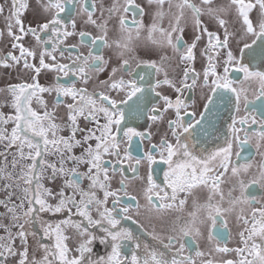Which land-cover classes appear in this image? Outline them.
<instances>
[{"label": "snow or ice", "instance_id": "6c2138e0", "mask_svg": "<svg viewBox=\"0 0 264 264\" xmlns=\"http://www.w3.org/2000/svg\"><path fill=\"white\" fill-rule=\"evenodd\" d=\"M75 0H47L43 5L44 11L49 14L43 22L37 21L35 25L29 23L25 26L23 15L28 9L27 0H10L8 15L4 16L5 8L0 4V17L5 20V30L10 38V47L6 55L0 56V67L11 70H18L20 73L28 75V80H22L16 83H9L6 87L0 88V93L8 94L6 106L10 107L12 114L5 115L0 112V147L4 151L0 152V181H5L3 187L7 191L5 199L0 200V206L5 208L4 213H0V264H188L191 261L190 256H183L185 243L181 242L179 249L172 251L171 258L164 251H158L150 247L147 243L143 244L145 256L141 259L138 250L141 248L138 237L133 232L124 227H120L121 220H131L128 215L134 207L133 204L126 203L121 205L122 197L118 193H123L129 200L136 201V208H139L137 195H130L127 191L123 166L124 159L134 160L135 163L130 166L128 171L135 172L142 161L148 166V175L146 183L141 179L142 187L138 195L152 206L159 210L176 208L177 211H183L187 199L192 197L193 211L188 216H177L173 221L171 232L176 235H169L167 243L155 235L153 239L162 244L164 249H172L177 239L183 241L185 236H197L199 230L193 225L197 222L198 213L201 209L207 211V216L215 225L217 221H222L226 213H233L237 206L243 204L259 203L254 197L245 195V189L249 184L259 183L264 187V161L259 165L258 177L249 180L247 183L240 179L241 172H247L250 165H235L230 161L232 140L225 139V146L217 147L205 156H199L195 152V140L193 133L198 129L207 136L208 127L211 126L209 117L212 115L214 107V96L208 95L207 102L204 104V111L199 113V119L196 114L182 111L188 107L181 99L185 89L193 88L196 85L198 73L194 68L188 67V62L194 61V49L196 43L201 39V35L208 36V44L202 50V53L208 59V65L203 70V82L208 84L211 79V92L217 93L221 90L231 91L236 94V106L239 107L240 96L236 88L231 87V81L228 79V73L231 71L229 65H239V71L243 72L245 79L251 81L258 80L260 84V96L264 97V71H251L247 65H244L240 59L234 56L229 48V33L225 28L223 40L220 37L208 31L202 26L200 19L204 14V9L193 3V0H178L175 4L177 12L174 22L170 24L171 31L160 28L157 20L164 16L162 6L168 3L172 6V0H149L161 6V10L154 15V22L149 27V34L159 31L162 36H166V43L179 54L180 62L184 63L183 79L180 85L167 78V72L164 70V62L168 57L162 56L160 64L155 61H141L150 70L149 73H140L138 79L123 78L116 80L115 74L118 69L113 68L111 82L100 81L99 87H107L116 92H123V99H113L105 91H98L93 88L89 91L87 87L75 86L76 81L70 84L60 83V75L64 77H77L83 84H87L90 77L89 72H102L106 61L101 55H94L92 46L97 41L107 44L106 23L98 25L104 35L91 38L89 53L87 56L77 55L69 64L57 62L55 53L60 51L63 58V51L60 45L63 39L73 35V32L67 30L68 25L63 24L60 14L65 12L66 5L74 3ZM212 0H201L204 5L210 4ZM81 11L87 13V23L96 25L93 19V12L84 6L83 0H80ZM230 7L235 8L236 15L241 24V30L235 33L241 37H254L251 44L244 43L239 49L241 53L245 50H253V45L257 40L264 42V0H229ZM132 13V19L129 22L126 16L119 15V29L125 35V40L132 39V32L135 29L137 35L139 29L143 26L142 22L136 19L137 14L143 15L142 10L137 12L138 5L133 0H125L121 5L119 0H113L111 7L107 9L109 18L120 12ZM259 9V16L256 22L251 19L250 13L253 9ZM92 9H95L93 2ZM185 10L192 14V21L196 30V35L190 45H185L181 52L180 41L184 29L180 26L184 18ZM207 14L214 16L218 24L224 27L226 22L217 12L225 9L207 8ZM75 28V21L70 25ZM0 30V37H3L4 31ZM176 43H173V35ZM32 35L40 48L37 60V52L33 48L26 47L23 43V37ZM82 38L86 34H79ZM163 44L164 41H153ZM117 47L127 49L125 43L121 45L116 42ZM215 49H224L225 52H215ZM18 50L19 55L15 52ZM122 55V53H121ZM220 55H224L223 74L217 71V65L213 63ZM51 61V62H48ZM129 69V74L134 72L127 59L122 60L120 71ZM52 71L57 73L55 82L49 86H42L38 77L42 71ZM151 70L159 74L164 72L163 80L157 79L155 83H149L148 89L144 87L146 75H151ZM191 77V84L187 81ZM30 81V82H29ZM161 84L169 85L175 88L177 96L175 102L168 96H161L164 101L163 111L175 108V119L168 121V129L171 136L175 138V143L170 142L166 136L161 138L160 144H153L149 150L140 158L132 157L129 148H124V157L120 156L122 121L125 120L126 110L124 105L128 106L127 114L135 111L137 114H143L147 107L146 91H155ZM55 92V100L50 110L47 102L43 98L44 93ZM160 96L159 93H156ZM66 100L71 102L65 103ZM33 103L37 108L33 107ZM63 105L66 109L65 117L57 122L56 108ZM143 105V107H142ZM247 106V98H245ZM4 106V105H0ZM40 109V110H38ZM163 111L157 106L148 109L150 115L148 119L153 123L162 120ZM191 115V122H188V116ZM85 121L84 127L80 126V121ZM101 120L104 122L101 123ZM248 122L245 117L240 121L241 124ZM256 123L255 118L251 121ZM236 118L233 117L232 124L229 126L230 132L236 134L239 129L235 127ZM260 123L264 125V120ZM11 125L10 132L8 126ZM115 129V131L113 130ZM67 131L68 135H61ZM264 136V132L261 133ZM79 137V138H78ZM133 137L151 139L150 133L137 131L134 128H124L123 138L125 142L131 143ZM94 141V144L92 143ZM191 141V142H190ZM237 146L240 141L236 137ZM10 162L12 171H9V161L7 156L12 149ZM75 148H80L81 153L76 155ZM154 153H159L161 160L167 165L164 171L163 184H157L153 179L152 165L155 163ZM105 156L115 157V160H105ZM55 157V160L49 159ZM24 163H21V162ZM72 167L69 168L68 165ZM80 165H86L87 171L81 173L78 171ZM109 166L112 174L115 175L119 169V174L123 177L120 181V188L113 191L110 189ZM19 167L17 173L15 169ZM231 167V174L236 177V182L232 184L228 192V207H223L225 202L224 193L221 188L223 177ZM223 169V171H219ZM87 178L89 181L88 189L81 187L80 181ZM55 182L57 179L63 181L59 191H53L44 186V180ZM239 188L240 195L233 196L232 192ZM15 188V190H13ZM203 188L207 190V201L199 203L196 197V190ZM70 190V191H69ZM17 191L21 193L17 195ZM98 191L103 192V199L97 195ZM13 196L19 203L13 200ZM183 196L184 198H181ZM220 199L217 202L216 197ZM79 197V199H77ZM112 197V207L107 206L108 198ZM52 201H55L53 203ZM158 201H168L156 203ZM178 202V203H177ZM95 212L99 218H93L92 212ZM74 210V211H73ZM44 213L64 214L67 217L56 222L43 219ZM73 216H79L80 220H74ZM7 217L9 223L3 222ZM238 223L242 224V230L239 232L241 246L236 248L219 247L214 251L228 254L235 253V259L220 261V264H264V205L259 208H251L248 214H244L241 209L236 215ZM86 222V223H85ZM203 223V221H200ZM33 225H39L40 233L33 230ZM222 227L226 228V223L222 222ZM71 228L75 230L78 238L76 247L70 248L67 241L70 239L65 234V230ZM15 229V231H13ZM96 229H100L101 235L96 234ZM42 234V236H41ZM149 235H152L149 233ZM29 236L37 238V246L30 249L28 244ZM213 238L212 228H209V240ZM47 239L49 243L42 242ZM98 241L101 245H111V251L106 256H94L93 244ZM125 241L132 243L131 257L122 255V248ZM204 253L197 252V256H203ZM206 264H213L209 259Z\"/></svg>", "mask_w": 264, "mask_h": 264}, {"label": "flooded vegetation", "instance_id": "af4514ba", "mask_svg": "<svg viewBox=\"0 0 264 264\" xmlns=\"http://www.w3.org/2000/svg\"><path fill=\"white\" fill-rule=\"evenodd\" d=\"M47 0H27L28 9L23 15V21L25 26L29 23L35 25L37 21L43 22L44 19L50 18L49 14L44 11L43 5ZM93 2L95 3V9H92ZM125 0H119V3L123 5ZM178 0H172V6L168 3H164L162 10L164 16L157 20L156 23L160 28L171 31L170 24L174 22L175 14L177 9L175 4ZM247 2V0H246ZM254 2V0H253ZM135 5H138L139 8L137 12L142 10L143 15L137 14L136 19L142 22V27L139 29V34L135 29L132 32V39L130 41L125 40V35L119 29V15L123 14L126 16V19L130 22L132 19V13H123V8L121 7L120 12L114 14L109 18L107 9L112 6L113 0H83L84 6H86L89 11L93 12V19L96 21V25L87 23V13L81 11L80 0H75L74 3H69L66 5L65 12L60 14L63 24L68 25L67 30L73 32L74 34L63 39V43L60 45V50L63 51V58L60 56V51L55 53L57 62L61 64L71 63L77 55L87 56L89 53V45L91 44V38L104 35L105 33L100 30L98 25H103L106 23V35H107V44H103L100 41H97V44L92 46L94 55L103 56L106 61V65L102 72H89L90 77L88 83L83 84L77 77H64L60 75V83L70 84L73 80L76 81L75 86L87 87L89 91H92L93 88H96L98 91H105L106 94H109L113 99H123V92H116L108 89L107 87H99L100 81H109L111 82L112 69H118L115 74V79L119 80L121 78L128 79H138L140 73H149L147 66L141 61H155L158 65L160 64V58L166 56L169 60L164 62V70L167 72V78L176 82V85L179 86L181 80L183 79V70L184 63L180 62L179 54L175 50L168 46L166 43V36H162L159 31L152 32L151 37L149 34V27L154 22V15L157 11L161 10V6L155 3H150L149 0H133ZM193 3L197 6L204 9V14L201 15L200 19L202 21V26L206 27L208 31L217 34L221 40L224 38L225 28L227 29L229 35V48L233 52L234 56L241 60L244 65H247L251 71H264V42L257 40V44L253 45V50H245L244 53H241L239 49L243 47L244 43L251 44V40L254 37H241L235 33L241 30V24L236 15L235 8L230 7L229 0H212L210 4L204 5L201 3V0H193ZM0 4L4 5L5 12L4 16L8 15V7L10 0H0ZM220 9L223 8L225 11L217 12L220 18L225 20L226 24L224 27H221L214 16L207 14V8ZM251 19L253 22L258 20L259 9L255 8L250 13ZM75 21V28H72L71 22ZM180 26L184 29L182 39L180 41L181 52L184 51L185 45H190L196 33V30L192 21V14L189 10H185L184 18L180 22ZM5 20L3 17H0V30H5ZM81 32H84L89 35H85L83 38L79 35ZM180 33L173 35V43H176L175 36ZM119 41L121 45L127 43L128 47H117L116 42ZM153 41H164L163 44L154 43ZM22 43L29 48H33L38 54L40 51L39 46L37 45L34 37L32 35H27L23 37ZM208 44V36L201 35V39L196 43L194 49L195 60L188 62V67L194 68L195 72L199 75L197 76L196 85L193 88L185 89L181 95V99L185 101L188 105L186 111L189 114L195 113L196 119H199V113L204 111V104L207 102V96H214V107L212 108V115L209 117L211 120V126L208 127V135L205 136L203 131L197 130L193 133L195 140V152L199 156H205L217 147L225 146V139L229 138L232 140V149L230 155V161L235 165H250L247 172H241L240 179H243L246 183L249 180H252L259 175V165L264 161V136H261V133L264 132V125L260 123L261 120H264V97L260 96V84L258 80L247 81L243 72L239 71V65H229L231 71L227 74L229 81H231V87L236 88L239 93V107L236 106V94L231 91L221 90L217 93L211 92V77L207 85L203 82V70L208 65L207 57L202 53V50ZM9 51H13L10 47V38L7 36L6 30L4 31L3 37H0V56L6 55ZM215 52H225L224 49H215ZM122 53V55H121ZM16 55H19L18 50L15 52ZM127 59L131 69L134 70L132 75L129 74V69L125 68L123 71H120V64L122 60ZM225 59L224 55H220L217 59L213 60V63L217 65V71L220 74H223V60ZM51 62V61H48ZM152 74L145 76L144 87L147 90L149 83H155L157 79L163 80L165 78L164 72L159 74L155 73L154 70H151ZM57 73L52 71H42L38 77L39 83L42 86H49L55 82V77ZM22 80H28V75L20 73L18 70L14 71L7 68L0 67V88L6 87L9 83H16ZM30 82V81H29ZM191 84V77L187 81ZM156 93H159L160 96H157ZM180 93L175 91V88L161 84L158 86L155 91H146V103L147 107L144 108L143 114H137L133 111L131 114H127L128 106L124 105L123 107L126 110L125 120L122 123V129L120 131L121 136V145H120V156L124 157V148H129L131 151L132 157L140 158L146 153L150 146L153 144L159 145L161 138L165 137L172 143H175V138L171 136V133L168 129V121L175 119V108H172L168 111H163L164 101L160 98L161 96H168L173 103L175 102L177 96ZM55 92L44 93L43 98L47 102L49 109L53 107L55 100ZM245 98H247V106L245 105ZM9 97L7 93H0V112H3L6 116L12 114L13 110L6 106V102ZM71 102L66 100L65 103ZM157 106L163 111V118L160 121L153 123L148 119L150 113L148 109ZM33 107L37 108V105L33 103ZM143 107V105H142ZM40 110V109H38ZM66 109L63 105H59L56 108L57 122H60V118L65 117ZM233 117L236 118L237 123L235 127L239 129V132L232 134L230 132L229 126L232 124ZM245 117L248 118V122L241 124L240 121ZM255 118L256 123L253 124L252 118ZM188 122H191V115L188 116ZM104 121L101 120V123ZM85 121H80V126L84 127ZM124 128H134L137 131L150 133L151 139H141L140 137H133L131 143L125 142L123 138V129ZM11 125L8 126L10 132ZM115 131V129H113ZM61 135H68L67 131L62 132ZM238 136L240 144L237 146L236 137ZM79 138V137H78ZM191 142V141H190ZM94 144V141L92 142ZM4 151L3 147H0V152ZM16 149L13 148L9 152L7 159L9 161V171L11 169V160L12 153ZM74 153L79 155L81 153L80 148H75ZM155 163L152 165L153 179L157 184H163L164 180V171L167 170V165L163 163L160 158L159 153H154ZM49 159L55 160V157H50ZM105 160H115V157L105 156ZM0 160H3V157H0ZM21 163H24L23 161ZM135 163L134 160L124 159L123 166L125 169V175L128 179L125 180L127 185V191L130 195H137V200L139 203V208L135 207L136 201H131L127 196H124L123 193H118L122 197L121 205L130 203L134 207L130 210L128 215L132 216L131 220L123 219L121 220L120 227L130 229L133 234L138 237L141 244V248L138 250V255L141 259L145 256L143 249V244L147 243L150 247L156 248L158 251H164L168 255V258H171L172 251L179 249L180 243H185V249L182 253L183 256H190L192 259L188 264H206V261L211 259L213 264H220V261L227 259H235V253H218L214 249L219 247H228L236 248L241 246L239 232L242 230V224L237 222L236 215L240 212L241 209L244 210V214H248L251 208H259L264 205V187H261L259 183L249 184L248 188L245 189V195L248 197H254L259 203L253 204H239L237 209L233 213H226L223 216L222 221H217L215 225L212 224L211 220L207 216V211L201 209L198 213L197 222L193 225L194 228L199 230V235L185 236L183 241L177 239L175 244L172 246V249H164L163 245L158 243L153 239V235L161 238L166 244L167 237L169 235H176L171 232L170 229L173 227V221L177 216L187 217L188 213L193 211L192 208V197L190 196L187 199L186 204L184 205L183 211H177L176 208L172 209H163L157 210L152 208L143 196L138 195L142 182L140 178H143V181L146 183L148 175V166L145 161H142L137 167L135 172V178H133V172L128 171L130 166ZM69 168L72 167L71 164L68 165ZM19 172V167L15 169ZM78 171L85 173L87 171L86 165H80ZM223 171V169H219ZM109 176L112 177L110 180V189L115 191L120 188V181L123 177L119 174V169L115 175L112 174L111 166H109ZM236 177H233L231 174V167H229L227 173L223 177V183L221 184L222 191L224 193L225 202L223 207L227 208V199L228 192L232 187V184L236 182ZM5 181H0V200L5 199L7 196V191L4 189L3 185ZM45 187L52 189L53 191H59V187L62 185L63 181L57 179L55 182H49L44 180L42 182ZM81 187L85 190L88 189L89 181L87 178H84L80 181ZM15 190V188H13ZM70 191V190H69ZM17 191V195H20ZM97 195L100 199H103V192L98 191ZM207 190L199 188L196 190V197L199 203H205L207 201ZM233 196H239V188L232 192ZM181 198H184L181 196ZM79 199V197H77ZM112 197L108 198L107 206L112 207ZM216 201L218 202L220 197L217 196ZM13 200L16 203H19L16 200V197L13 196ZM55 203V201H52ZM168 202V201H158V203ZM178 203V202H177ZM74 211V210H73ZM5 208L0 206V213H4ZM43 219L51 222L53 225L56 222L63 220L67 217V213L64 214H48L44 213ZM93 218H99L93 209L92 212ZM74 220H80L79 216H73ZM200 221H203L201 223ZM3 222L5 224L9 223L7 217H4ZM222 222L226 223V228L222 227ZM86 223V222H85ZM209 228H212L213 238L209 240ZM33 230L37 233H40L39 225H33ZM15 231V229H13ZM96 234L101 235L100 229H96ZM151 233L152 235H149ZM3 232L0 230V235ZM65 234L70 237L67 241L70 248H75L78 243V238L76 236L75 230L68 228L65 230ZM42 236V234H41ZM42 242L49 243L47 239H43ZM124 246L122 248V255L131 257V248L132 243L125 241L123 242ZM28 244L30 249H35L37 246V238L29 236ZM111 251V245L107 246L101 245L98 241L93 244L94 256L104 255L106 256L108 252ZM197 252L204 253L203 256H197ZM8 264H12V261L9 260Z\"/></svg>", "mask_w": 264, "mask_h": 264}]
</instances>
